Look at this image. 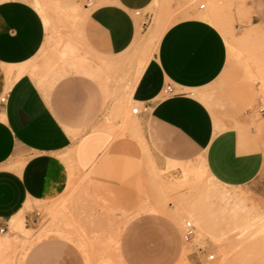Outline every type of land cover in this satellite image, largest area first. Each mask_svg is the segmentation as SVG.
Masks as SVG:
<instances>
[{
    "label": "crops",
    "instance_id": "obj_1",
    "mask_svg": "<svg viewBox=\"0 0 264 264\" xmlns=\"http://www.w3.org/2000/svg\"><path fill=\"white\" fill-rule=\"evenodd\" d=\"M153 1L96 0L84 28L88 50L100 58L87 69L94 76L65 77L45 93L27 72L16 77L18 68L28 66L45 44V20L27 0H0V99L9 92L7 102L0 101V228H10L11 218L24 209L26 222H34L37 203L65 186L72 167L77 169L75 174L89 172L117 149L115 135L105 126L104 111L111 110L115 100L119 101L116 108L123 105L115 81L137 36L133 13ZM253 24L264 27V0H254ZM227 59L222 33L199 18L180 20L163 34L130 95L133 102L147 107L137 116L156 167L202 156L214 178L228 186L249 184L261 173L264 153L250 134L223 122L198 91L221 76ZM100 65L113 69L103 73ZM9 68L14 70L11 80ZM168 84L178 94L164 95ZM119 177L124 176L111 175V179ZM112 188L135 195L117 182ZM27 202L31 210L26 209ZM154 207H141L125 220L120 239L128 264H134L131 254L138 248L134 244L144 241L159 249L146 264H174L179 255L178 247L169 250L166 244L171 238L179 244L180 232ZM46 238L33 244L22 264H84L69 244Z\"/></svg>",
    "mask_w": 264,
    "mask_h": 264
},
{
    "label": "rangeland",
    "instance_id": "obj_2",
    "mask_svg": "<svg viewBox=\"0 0 264 264\" xmlns=\"http://www.w3.org/2000/svg\"><path fill=\"white\" fill-rule=\"evenodd\" d=\"M27 1L35 6L34 0ZM42 2L48 7L51 27L46 25L45 44L37 56L27 64L30 69L39 70V74H34L32 70L27 73L46 93L65 77L94 76L88 72L78 74L70 68L69 63L73 56L66 57L69 63L61 57L60 52L70 45L78 48L76 54L78 53L79 57L82 56L80 54L84 55L81 59L86 67L94 66L100 58L93 56L86 45L84 28L89 9L84 8L86 6L82 0ZM218 2L221 7H225L224 14L228 13V18L225 15V19L233 17L227 21L232 22L229 24L232 28L231 33L228 32L230 34L214 26L226 40L227 65L215 82L203 89H194L193 92L197 94V90L202 91L203 101L213 113H216L223 122L233 123L239 132L250 134L264 153V113L261 112L264 108V27L253 24L254 0ZM201 3L206 4L203 10L210 9V0H201ZM73 7H77L78 11L74 12ZM199 10H201L199 5L191 4L189 0H154L148 8L140 12V15L133 13L137 22V36L134 46L124 59V69L117 71L115 81L117 95L119 98L122 96L123 105L116 108L119 101L115 100L111 110L105 108L104 111L105 126L115 135L117 149L107 153L99 165L89 172L75 174L76 169L72 167L69 181L65 186L54 197L37 203L36 211H32L35 214L34 222H26L28 231H10L9 228L7 232L0 233L3 239L8 233L14 242L11 248L0 250V264H21L27 250L46 237L45 241L56 240L69 244L81 254L84 264H128L124 259L120 236L126 224L125 220L141 207L156 206L153 208L157 210L155 213L159 214L171 228L175 227L181 236L187 220L195 223L183 209L187 211L191 209L194 211L193 214L199 206L206 211L210 226L208 233L200 235L195 223L197 232L191 243L186 244L181 239L180 243L176 244L171 238L166 244L169 250H174L175 247L179 249L174 264H219L222 258L221 245L215 243L212 236H218L224 239V242L231 243L229 237H234L238 241L258 228V223L247 225L243 217L233 218L228 211L223 212L221 209L224 204L207 193L205 184H211V181L198 171L203 163L202 156L182 161L174 168L168 167L169 162L155 167L154 160L149 157V151H146L147 154L145 148L144 150L142 148L141 135L133 130L134 117L138 124L139 119L132 113V109L139 105L130 99V92L134 90L148 62L158 51L160 38L165 31L180 20L192 18V14ZM140 61H143L144 65H139ZM99 67L103 73L113 69L105 65ZM108 101L110 98L107 95L105 103ZM216 121L219 123L217 119ZM111 175L124 177L111 179ZM158 181L161 183L160 186ZM116 182L119 186H126L135 195L117 193L112 188ZM219 186L244 195L248 208L255 209L257 213L261 212L264 217V166L258 177L249 184ZM131 197L134 198L133 202L130 201ZM30 208L31 205L27 202L26 209L31 210ZM22 211L25 214V209ZM37 211L40 212L39 216L36 215ZM173 211L181 214L179 219ZM148 213L146 211L139 216ZM172 215L177 220H174ZM243 229H245L243 233L235 235V232ZM31 230L33 232H30ZM260 234L261 232L254 240L248 241L249 243L237 244L229 253V259L223 264H264V231ZM134 245L138 246L131 254L134 264H146L151 256L158 255L159 249L156 244L144 241ZM199 248H204L205 251L202 252ZM184 249L185 255L182 258L181 252ZM210 254H215V260L207 259Z\"/></svg>",
    "mask_w": 264,
    "mask_h": 264
},
{
    "label": "bare ground",
    "instance_id": "obj_3",
    "mask_svg": "<svg viewBox=\"0 0 264 264\" xmlns=\"http://www.w3.org/2000/svg\"><path fill=\"white\" fill-rule=\"evenodd\" d=\"M34 3H35L36 8L42 14V16H43V18L45 20V24L48 27H51V19H50V16L48 14V11H47V8L48 7L46 6V4H44L42 2V0H34ZM205 7H206V4H205ZM84 8L86 10L89 9L87 6L84 7ZM223 9H225V7H223V6L221 7V5H219L218 0H210V9L209 10H203V9H201V10L193 13L192 15L195 18H199V19L204 20V21H206V22H208V23H210V24H212L214 26H218L219 28H221L222 30H224L225 33L226 32L227 33L228 32L231 33L232 28H231V25H229V24L232 23V22L228 23L227 21L233 19V17H231L229 15L231 18L229 17L228 20L225 19L226 17L228 18V13H225L224 14V10ZM72 10L74 12H77L78 11L77 7H73ZM225 15H226V17H225ZM230 33H228V34H230ZM232 34H233V32H232ZM159 36H160V33H158L157 37H159ZM246 37H250V36H246ZM231 48H233V47H231ZM76 49H78V48L70 45L67 49L61 51L60 52V55H61V57L64 60H66V57L68 55L73 56L72 57L73 60L71 62L69 61L70 63L68 62V60H66V63L67 62L69 63V67L72 68L73 70L77 71V72H83V73L86 72L87 73L88 67L85 66V64L82 62V59H81V57H83L84 55L83 54H80L82 56L79 57L78 56V53L76 54ZM72 58L70 57V59H72ZM139 65H144V62L143 61H140L139 62ZM30 70H32L33 73L36 74V75L39 74V72H38L39 70L36 71V68L34 70L33 68L30 69L29 66H22V67H19L18 68L17 73H16V77L18 78L19 76H21L25 72H29ZM32 71H30V72H32ZM7 73H8L9 79L11 80L12 77H13V74H14L13 68H9L7 70ZM131 93H132V91L130 92V95H131ZM131 96H133V95H131ZM134 119H133L134 120L133 121L134 123L132 124L133 130L139 132V134L141 135V138L140 139L143 142L142 146L144 145L143 148H145V151H149V149H148V147H147V145H146V143H145V141L143 139L144 137L141 134V129H140L141 126L137 123L136 117H134ZM149 156H151V155H149ZM169 163H170V165L168 166L169 168H174L178 164L177 162H172V161H169ZM154 164H155V162H154ZM201 165L202 166H201V168L198 171L200 173H202V175H206L210 179L209 181H211V184H208V185L205 184V186H206L205 189H206L207 193L210 196L214 197L213 199H216L217 201H219V202H221V203L224 204V206L222 205L223 208L221 210L223 212L228 211L230 213L231 217H233V218L234 217H239V216L240 217H243L244 219H246L247 225H251V224L253 225V223L254 224L258 223V225H259L256 230L254 229L255 230L254 232H252V233L250 232L251 234L247 235L246 237L244 236L245 238H242L241 240H238L237 241L236 238L229 237V239H231L233 241V242L231 241V243L224 242V239H222V238H220L218 236H212V240L215 243L221 245L220 252H221L222 258H221V262H219V264H223V263H225L229 259V257H230L229 256V253L232 252V249H234L237 244H240V243L241 244L242 243L245 244V242L249 243L248 241L254 240L255 239V236L258 237L257 235L260 232L262 234V232L264 231V217L260 214L261 212L258 211L259 213H257L255 209H249L248 208V205H247V202H246V199L247 198L244 195H240L239 193H237L236 191H234L232 189H228V188H225V187H220L219 184H222V183H220L218 180H216L214 178V176L209 172V170L206 167L205 163L203 162ZM153 166H155V165H153ZM168 167L166 169H168ZM167 171H169V170H167ZM184 171L186 172L187 170L185 169ZM166 173H168V172H166ZM253 208H255V207H253ZM184 211L185 212H188L189 215H190V217L195 221V223L197 224V226L199 228L200 235L203 236L206 233H208V229H209L210 226H209V222H208L207 213L204 210V208L202 209L201 207L198 206V208H196V213H193V214H192V212H194V211H192L191 209H189V211H187L186 209H183V212ZM173 214L176 216L177 219L180 218V215L181 214L178 213L177 211L176 212L173 211ZM241 220H243V219H241ZM10 229H11L10 231H17V230H19V232H20V230H26V231L29 230V228L26 226V217H25V214H24L23 211H20L18 214H16L15 216H13L11 218V220H10ZM244 231H245V229L240 230V232H235V235H238L240 233H243ZM30 232H33V231L31 230ZM23 234H24V232H23ZM26 234H27V232H26ZM8 235L9 234L7 233L6 236H4L5 237L4 239L0 235V250L9 249V248H11L14 245V242L9 238ZM263 236H264V234H263ZM11 238H13V237H11ZM243 247H245V246H243ZM27 252H28V250H27ZM27 252L25 253V255L23 254L24 255V258L26 256ZM24 258H23V260H24ZM23 260H22L21 264L23 263Z\"/></svg>",
    "mask_w": 264,
    "mask_h": 264
},
{
    "label": "built area",
    "instance_id": "obj_4",
    "mask_svg": "<svg viewBox=\"0 0 264 264\" xmlns=\"http://www.w3.org/2000/svg\"><path fill=\"white\" fill-rule=\"evenodd\" d=\"M84 2V4L87 6V7H91L95 4V1L96 0H82ZM191 4H198L199 5V8L200 9H204L205 8V3H201V0H189ZM140 12L141 11H136L135 13L137 15H140ZM146 24V22H144V25ZM163 93L164 95H173V94H178V92L175 90L174 86H172L171 84H168L165 86V88L163 89ZM9 98V92H5L0 101L2 103H6L7 100ZM144 110H147V107L145 105H139L137 107H134L132 109V113L133 114H139L141 113L142 111ZM261 112L264 113V108L261 109ZM36 215L39 216L40 215V212L37 211L36 212ZM183 235H182V240L186 243H191L194 238L196 237V232H197V227L195 225V223L192 221V220H187L184 224V228H183ZM9 230V227H1L0 228V233H5ZM200 251H205L204 248H199ZM207 259L209 261H213L215 260V254H210L207 256Z\"/></svg>",
    "mask_w": 264,
    "mask_h": 264
}]
</instances>
